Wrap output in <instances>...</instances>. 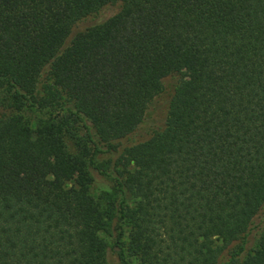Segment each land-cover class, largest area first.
Wrapping results in <instances>:
<instances>
[{"label":"trees","instance_id":"1","mask_svg":"<svg viewBox=\"0 0 264 264\" xmlns=\"http://www.w3.org/2000/svg\"><path fill=\"white\" fill-rule=\"evenodd\" d=\"M263 207L264 0H0V264H264Z\"/></svg>","mask_w":264,"mask_h":264},{"label":"rangeland","instance_id":"2","mask_svg":"<svg viewBox=\"0 0 264 264\" xmlns=\"http://www.w3.org/2000/svg\"><path fill=\"white\" fill-rule=\"evenodd\" d=\"M118 10V6H106L102 8L99 14L94 18H87L82 22L78 23L74 26L72 30V34L74 32H78L83 30L84 28L92 25L100 23L110 16L114 15ZM71 34V35H72ZM177 77H168L164 79L162 83V90L161 92L155 96L150 104L148 105L143 121L139 126V129L131 135H128L124 139L120 141L122 146H129L134 143L140 142L148 138L149 134L153 131L161 128L164 124L166 111L168 102L173 92L174 85L176 84ZM32 129H35L34 124L30 125ZM103 158V155H98V159ZM20 177V174H19ZM74 187H83L86 188L89 195H91L94 199L99 200L100 197L111 195L110 190V180L109 178L97 174L95 171H91V174H86L83 170L82 171H75L73 174V179L71 181ZM127 203L131 207L133 204V199L130 193L126 194ZM264 231V207L261 210L259 216L254 222V228L249 232L245 240V248L251 249L254 247L255 241L258 238L259 234ZM99 236L107 243H111V238L109 233H99ZM216 245H220L219 242H216ZM107 264H119L116 251L108 249L107 254ZM129 264H135L134 262H129Z\"/></svg>","mask_w":264,"mask_h":264}]
</instances>
